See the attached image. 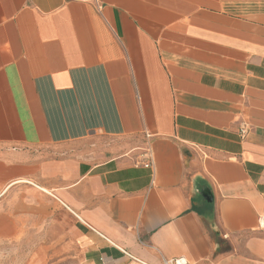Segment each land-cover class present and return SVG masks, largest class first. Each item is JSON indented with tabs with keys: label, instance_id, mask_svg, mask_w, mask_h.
<instances>
[{
	"label": "crops",
	"instance_id": "0c3cea01",
	"mask_svg": "<svg viewBox=\"0 0 264 264\" xmlns=\"http://www.w3.org/2000/svg\"><path fill=\"white\" fill-rule=\"evenodd\" d=\"M17 247L264 264V0H0V253Z\"/></svg>",
	"mask_w": 264,
	"mask_h": 264
},
{
	"label": "rangeland",
	"instance_id": "374dc122",
	"mask_svg": "<svg viewBox=\"0 0 264 264\" xmlns=\"http://www.w3.org/2000/svg\"><path fill=\"white\" fill-rule=\"evenodd\" d=\"M96 141L99 143H109L107 138L100 137V136L96 138ZM25 249L26 248H24V250ZM19 250H20L19 247L15 248V249L10 248L11 253H9V249H8V253H6V255H4L3 252L0 253V264H25L26 262L29 263L30 260L20 259L18 257H13V256L19 255V253H18ZM9 254H11V257H9Z\"/></svg>",
	"mask_w": 264,
	"mask_h": 264
},
{
	"label": "built area",
	"instance_id": "2783aa9c",
	"mask_svg": "<svg viewBox=\"0 0 264 264\" xmlns=\"http://www.w3.org/2000/svg\"><path fill=\"white\" fill-rule=\"evenodd\" d=\"M246 133V129L245 127H241L239 130V134L241 137H243ZM146 160L148 161L145 166H150L152 164V157H151V153L148 150L147 151V155H146ZM105 264H112L110 261L104 260ZM163 264H188V262L184 259H163L162 261Z\"/></svg>",
	"mask_w": 264,
	"mask_h": 264
}]
</instances>
